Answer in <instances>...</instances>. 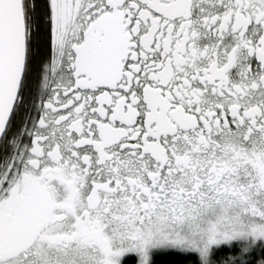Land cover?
I'll return each instance as SVG.
<instances>
[{
    "label": "snow or ice",
    "instance_id": "snow-or-ice-1",
    "mask_svg": "<svg viewBox=\"0 0 264 264\" xmlns=\"http://www.w3.org/2000/svg\"><path fill=\"white\" fill-rule=\"evenodd\" d=\"M0 264H264V0H0Z\"/></svg>",
    "mask_w": 264,
    "mask_h": 264
}]
</instances>
